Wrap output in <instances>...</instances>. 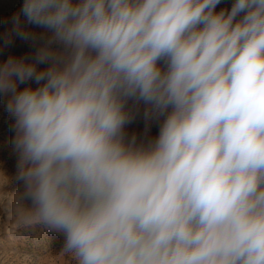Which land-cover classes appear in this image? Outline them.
Segmentation results:
<instances>
[{
    "label": "clouds",
    "instance_id": "obj_1",
    "mask_svg": "<svg viewBox=\"0 0 264 264\" xmlns=\"http://www.w3.org/2000/svg\"><path fill=\"white\" fill-rule=\"evenodd\" d=\"M221 3L12 14L0 52L34 51L0 62L22 186L0 207L71 264H264V0ZM139 115L155 137L129 136Z\"/></svg>",
    "mask_w": 264,
    "mask_h": 264
},
{
    "label": "rangeland",
    "instance_id": "obj_2",
    "mask_svg": "<svg viewBox=\"0 0 264 264\" xmlns=\"http://www.w3.org/2000/svg\"><path fill=\"white\" fill-rule=\"evenodd\" d=\"M21 3L22 0H0V36L10 28L11 16ZM231 3L232 0H222L218 9L230 7ZM6 20L9 22L5 23ZM33 51L29 43L16 38L13 45L0 52V62L9 55L21 56ZM11 124L12 120L5 110V101L0 98V201L3 202L12 199L11 191L22 190L21 184L14 180L10 189L8 187L9 178L15 177L17 162L11 145L13 136ZM144 128L145 121L142 115H139L132 124L127 126V132L129 136L135 133L138 140L155 137L158 134V127L155 124H152L147 136H145ZM62 243L63 238L60 235L48 233L40 227L22 228L12 215L10 204L7 210L0 207V264H71L69 259L58 254Z\"/></svg>",
    "mask_w": 264,
    "mask_h": 264
}]
</instances>
